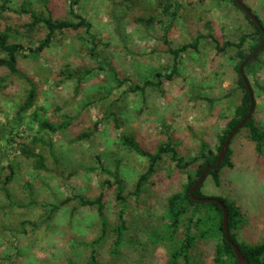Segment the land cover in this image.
<instances>
[{"label":"rangeland","instance_id":"rangeland-1","mask_svg":"<svg viewBox=\"0 0 264 264\" xmlns=\"http://www.w3.org/2000/svg\"><path fill=\"white\" fill-rule=\"evenodd\" d=\"M69 1L48 0V6L55 17L64 19L68 17ZM177 1L180 16L167 38L168 44L161 39L157 21L146 28L144 23L128 24L130 19L126 17L128 20L118 27L116 15L120 16V10H124L119 6L120 0H80L75 10L92 23L99 40L98 50L110 58L119 78L140 84L151 78L152 69L170 71L172 57L168 47H180L191 43L199 33L206 34V23L211 25L210 33L220 44L236 43L241 35L249 36V44L259 38L253 36V26L232 3ZM243 1L264 27V0ZM158 3L139 0L132 15L158 16ZM24 4L45 12L43 0L9 1L11 11L0 18V32L9 26L13 29L12 41L17 43L34 42L44 35L41 28L33 33L22 29V25L30 23L29 17L16 13ZM80 37L78 33H66L58 36L38 58L18 57L19 70L37 88L36 105L28 114L36 107L49 110L62 106L75 117L67 132L45 136L53 144L51 151L41 146L46 171L34 170L33 162L22 158L16 145L18 136L36 134L35 124L30 125L27 118L19 123L17 118V109L26 98L29 84L0 70V264H84L91 252L85 244L101 235L96 209L80 208L73 200L46 220L48 210L44 204H56L74 195L95 199L100 194L107 237L97 246L99 263L167 264L171 243L153 244L151 240L161 231L167 199L181 189L185 174L166 158L160 162L144 192L129 200L125 243L119 256L114 257L110 252L112 230L117 225L116 187H111L112 176L101 169L113 172L118 165L126 194L133 191L138 176L145 172L147 159L122 146L118 141L122 134L132 135L152 153L166 141L176 145L184 156H194L201 143L214 150L216 135L242 95L235 90L234 67L238 62L233 58L235 51L217 54L210 40L198 41L196 50L190 49L180 57L178 73L172 80H163L161 91H150L143 102L139 93H126V84L120 87L113 84L114 88L109 89L108 74L104 72L88 79L79 91H75V81L59 77L65 69L84 71L94 66ZM252 65L247 80L254 97L253 118L264 132V92L257 86L264 87V52ZM109 110L118 116V127L112 117L103 120ZM81 132L91 135L81 142H68L73 134ZM12 139L14 142L9 143ZM229 150L232 167L222 169L217 185L211 177L206 178L201 193L206 198L232 202L242 214V222L234 231L238 241L255 245L264 240V151L262 155L256 152L247 129L235 136ZM9 165L14 176L5 185ZM105 182L108 184L103 187ZM215 243L216 240L197 241L191 252L193 264H213Z\"/></svg>","mask_w":264,"mask_h":264},{"label":"trees","instance_id":"trees-1","mask_svg":"<svg viewBox=\"0 0 264 264\" xmlns=\"http://www.w3.org/2000/svg\"><path fill=\"white\" fill-rule=\"evenodd\" d=\"M9 1L10 0H0V18L3 14L11 11L10 6L8 5ZM138 1L139 0H120L119 6L124 8V10H120V16L116 15L115 21L118 27L121 26L122 21L128 20L126 17L130 19L128 24H132L133 22L139 24L144 23L145 25L143 26L146 28H150L157 21L162 30L161 39L165 44H168L167 38L180 16V3L177 0H158V16L149 14L147 18H144L139 14L135 16L134 14L132 15V12H134V6L137 5ZM223 1L232 3L240 11H242L236 4V0ZM69 2L70 4L67 12L68 17L64 19L55 17L53 13L54 10L50 9L48 6V0H43L45 12L35 11L31 9L28 4L22 5L21 9L16 11L18 15L30 18V23H27L24 26L22 25V29H28L30 33H33L36 29L41 28L44 32L43 38L41 39L34 42L17 43L16 41H12L13 35L11 34V31L13 29L11 30L9 26L4 31L0 32V70H6L10 76H16L25 80L29 84V90L26 94V98L17 109V118L19 123H23L24 118H27L30 125L35 124L36 134L31 137H17L16 145L19 147V153L22 158L27 161H32L34 170L46 171V157L41 146L45 148L47 146L49 151H51L53 144L51 139L46 141L45 136H56L67 132L75 121V117L70 115L66 108L62 106H56L55 108L49 110L44 107H36L33 113L28 114L29 111L36 105V99L38 96L37 88L34 82L24 75L18 68L19 56L25 58L31 57L33 59L40 57L42 52L51 47V45L57 40L58 36H63L66 33H78L81 36L80 41L82 44L86 45L88 55L94 63L93 67L84 71L65 69L61 72L59 77L62 78V76H65L67 80L75 81V91H79L85 82L96 77L99 73L104 72L108 74L107 79L110 86L109 89L114 88L113 84L117 87L126 84L128 85L126 93H139L143 97V102L147 101L150 91H161L163 80H172L173 76L178 73L180 57L190 49L196 50L198 41L210 40L211 43L214 44V49L217 54L223 53L224 51H235L233 58L238 60L236 66L234 67L237 75L235 90L240 91L242 95L238 105L233 109L231 116L225 120L221 126V130L216 135L217 146L214 150H212L208 144L201 143L194 156H184L179 152L176 145H174L171 141H166L159 144L152 153L140 146L132 135L122 134L118 140L120 144L126 147L129 151L134 152L136 155L147 159L148 166L145 172L138 176L133 191L126 194V186L119 177L118 165L113 172L105 169L101 170L112 176L114 184H112L111 187L113 185L116 187L114 192L115 201L117 202V225L112 230L113 245L110 252L112 256H119L122 246L125 243V236L128 230L127 208L130 198H138L144 192L147 183L155 174L158 165L164 158H166L177 171L185 174V183L182 184L180 190L172 193L168 197L163 213L161 231L153 235L151 242L153 244L163 242L171 243L172 249L169 252L167 264H193L191 252L194 249L196 242L216 240L214 245L213 264H238L236 255L231 245L225 239L223 230V212L221 208L216 203H200L192 201L189 197V192L204 169L208 166H214L216 164L220 149L227 136L248 114L250 98L240 77L239 68L245 59L262 42V35L259 28L242 11L245 19L253 26V36H259V38L252 44H249V36L241 35L236 43L226 41L223 44H220L219 41L210 33L211 25L206 23L204 25L208 30L206 34L199 33L191 43L183 44L180 47H168L167 52L172 57V68L170 71L169 68L152 69L150 72L151 78L145 79L140 84L131 82L126 78H119L118 72L113 67V63L110 58L104 57V55L98 50L99 40L97 35L93 32L92 23L87 19V17L81 15L75 10V7L79 4L80 0H70ZM260 23L263 27L261 21ZM19 33L20 32H17V34ZM263 52L264 49L258 56L244 66V74L246 78L247 74L253 71L252 64L257 61ZM59 81L61 83L62 79ZM257 86L264 92V87L258 84ZM201 99L204 101H210L208 98ZM108 117H112L115 127H118V116L109 110L103 120H107ZM243 129L248 130L249 139L255 144L256 152L259 155H262L264 151V132L255 122L253 115L238 133H240ZM12 131H15V129L11 130V132ZM88 135H91V133L87 134L85 132H81L79 135L77 134L75 136L73 134V136L68 139V142L70 144L81 142L82 140L87 139ZM10 142L13 143L14 139L10 140L9 143ZM231 155L232 151L229 150L221 167L218 170L210 171L206 178L211 177L217 185L220 181L222 169L232 167ZM7 169L10 173L5 179V185L10 183L12 177L14 176L12 165H9ZM107 184L108 182L103 183V187ZM201 188L202 185L194 193V196L206 198L201 193ZM215 199L220 200L226 207L228 213L230 239L240 249L241 253L248 261V264H264V240L255 245L239 242L234 231L237 230L239 224L242 222V214L240 210L232 202L226 199L218 197H215ZM73 200L77 201L80 208H94L97 211V216L101 223V235L94 241L85 244L87 249L91 252L84 264H100L97 255V246L105 241V238L107 237V221L105 220L103 194H100L95 199L86 198L81 195H74L72 198L64 199L56 204H44V207L48 210L46 220H50L57 211ZM180 234L181 237L177 239V236Z\"/></svg>","mask_w":264,"mask_h":264},{"label":"water","instance_id":"water-1","mask_svg":"<svg viewBox=\"0 0 264 264\" xmlns=\"http://www.w3.org/2000/svg\"><path fill=\"white\" fill-rule=\"evenodd\" d=\"M236 4L247 15V17L259 28L261 35H262V42L260 43V45L245 59V61L243 62V64H241V66L239 68L240 77H241V79L245 85V88H246L248 95H249V98H250V107H249L248 114L246 115V117L227 136L225 142L223 143V145L220 149L216 164L214 166H208L204 169V171L202 172V174L200 175L198 180L195 182L194 186L191 188V190L189 192V197L192 201H195V202L216 203L221 208V210L223 212V230H224L225 239L231 245V247H232V249L236 255L238 264H248V261L243 256L240 249L230 239L229 224H228V213H227V209L224 206V204L220 200H217L215 198H199V197L194 196V193L203 184V182H204L206 176L209 174V172L213 171V170H218L221 167L222 163L224 162V160L228 154L230 144H231L233 137L247 124V122L252 118V115H253L254 97H253V92H252V88L250 86V83L248 82V80L244 74V66L246 64H248L250 61H252L256 56H258L261 53V51L264 49V27H262L258 18L245 5L243 0H236Z\"/></svg>","mask_w":264,"mask_h":264}]
</instances>
